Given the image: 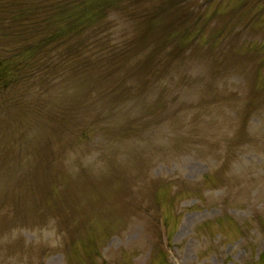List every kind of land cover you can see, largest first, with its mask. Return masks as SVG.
I'll use <instances>...</instances> for the list:
<instances>
[{"label":"rangeland","instance_id":"1","mask_svg":"<svg viewBox=\"0 0 264 264\" xmlns=\"http://www.w3.org/2000/svg\"><path fill=\"white\" fill-rule=\"evenodd\" d=\"M0 264H264V0H0Z\"/></svg>","mask_w":264,"mask_h":264}]
</instances>
